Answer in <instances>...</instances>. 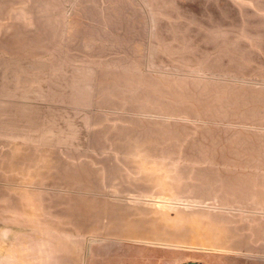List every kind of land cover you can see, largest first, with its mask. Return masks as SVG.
<instances>
[{
  "label": "rangeland",
  "instance_id": "1",
  "mask_svg": "<svg viewBox=\"0 0 264 264\" xmlns=\"http://www.w3.org/2000/svg\"><path fill=\"white\" fill-rule=\"evenodd\" d=\"M195 139L264 154V0H0V204H61L112 264H264Z\"/></svg>",
  "mask_w": 264,
  "mask_h": 264
},
{
  "label": "crops",
  "instance_id": "2",
  "mask_svg": "<svg viewBox=\"0 0 264 264\" xmlns=\"http://www.w3.org/2000/svg\"><path fill=\"white\" fill-rule=\"evenodd\" d=\"M196 142L202 146V150L197 147ZM204 143L208 144L209 141L203 139L190 141L191 148L189 147L183 155L184 161L200 163L197 167L201 169L215 168L222 172L220 177L237 180V186L231 185L237 189L223 192L240 195L235 199L238 201H225L224 204L217 198L215 202L218 209L253 211V223L259 227L254 232L253 229H249V241L251 245L253 243L254 249L250 248L248 255L264 258V154L205 153ZM209 163L214 165L209 166ZM239 181L242 183H238ZM215 186L219 185L216 183ZM218 191L219 189L216 190L217 194ZM62 210L61 204L58 203L49 206L41 203L40 207H24L22 211L10 203L0 204V264H112L111 260L106 258L111 254L103 253L106 251L104 247L97 249L94 240H87L84 243L80 241L83 236L72 230L66 234L60 232L56 225L63 220ZM249 225H252V220ZM79 241L80 243H76ZM126 255L125 253L124 257H127ZM114 256L119 258L122 253L117 252ZM143 257L144 255H141L142 261ZM193 260L211 264L202 259ZM124 264H127L126 259Z\"/></svg>",
  "mask_w": 264,
  "mask_h": 264
},
{
  "label": "water",
  "instance_id": "3",
  "mask_svg": "<svg viewBox=\"0 0 264 264\" xmlns=\"http://www.w3.org/2000/svg\"><path fill=\"white\" fill-rule=\"evenodd\" d=\"M183 264H202V263L196 262V261H191V262H186V263H183Z\"/></svg>",
  "mask_w": 264,
  "mask_h": 264
}]
</instances>
